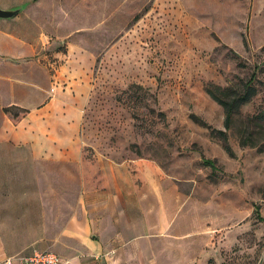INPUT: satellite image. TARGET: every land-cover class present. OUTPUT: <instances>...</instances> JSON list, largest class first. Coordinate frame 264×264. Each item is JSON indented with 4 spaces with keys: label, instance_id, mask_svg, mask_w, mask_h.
Segmentation results:
<instances>
[{
    "label": "rangeland",
    "instance_id": "1",
    "mask_svg": "<svg viewBox=\"0 0 264 264\" xmlns=\"http://www.w3.org/2000/svg\"><path fill=\"white\" fill-rule=\"evenodd\" d=\"M17 20L31 34L63 37L52 57L56 68L68 61L66 78L49 72L85 109L88 155L128 160L133 173L146 162L164 175L169 234L149 240V256L158 264H264L256 211L264 217V0H34L6 22ZM256 67L258 93L226 129L207 88L241 89ZM32 74L25 79L37 84L47 77L39 66ZM84 86L82 106L71 98Z\"/></svg>",
    "mask_w": 264,
    "mask_h": 264
},
{
    "label": "crops",
    "instance_id": "2",
    "mask_svg": "<svg viewBox=\"0 0 264 264\" xmlns=\"http://www.w3.org/2000/svg\"><path fill=\"white\" fill-rule=\"evenodd\" d=\"M8 20L0 19V255L52 250L65 264H158L147 251L150 239L169 234L164 175L146 162L133 173L128 160L89 156L85 109L52 80L66 78L68 61L56 68L52 57L63 37ZM36 66L47 76L40 84L25 79ZM89 92L71 99L84 106ZM6 107L28 113L14 123Z\"/></svg>",
    "mask_w": 264,
    "mask_h": 264
},
{
    "label": "trees",
    "instance_id": "3",
    "mask_svg": "<svg viewBox=\"0 0 264 264\" xmlns=\"http://www.w3.org/2000/svg\"><path fill=\"white\" fill-rule=\"evenodd\" d=\"M34 1V0H33ZM235 57L239 59V65L245 66V61L243 57L230 48ZM258 80V68L256 67L248 80H246L243 84V87L241 89L235 88L233 86H216V88H207V92L211 95L213 99H215L223 108L225 111V119L224 124L226 129H230L233 117L237 113L241 111L242 106L251 101V99L257 95L258 93V86L256 84V81ZM5 111L11 116L12 121L14 123H18L27 113L28 110L21 109L19 107H6ZM220 133L225 136V141L227 143V134L225 131L220 130ZM226 149L230 151L231 155H233L231 147L226 144ZM216 166L213 167L215 169ZM257 218L260 221L264 222V217L260 214L259 206L257 207Z\"/></svg>",
    "mask_w": 264,
    "mask_h": 264
},
{
    "label": "built area",
    "instance_id": "4",
    "mask_svg": "<svg viewBox=\"0 0 264 264\" xmlns=\"http://www.w3.org/2000/svg\"><path fill=\"white\" fill-rule=\"evenodd\" d=\"M0 264H65L52 250L35 251L32 254L0 255Z\"/></svg>",
    "mask_w": 264,
    "mask_h": 264
},
{
    "label": "water",
    "instance_id": "5",
    "mask_svg": "<svg viewBox=\"0 0 264 264\" xmlns=\"http://www.w3.org/2000/svg\"><path fill=\"white\" fill-rule=\"evenodd\" d=\"M30 2L13 6L11 8H1L0 7V19H11L18 15L21 11L29 5ZM262 264V262H260Z\"/></svg>",
    "mask_w": 264,
    "mask_h": 264
}]
</instances>
